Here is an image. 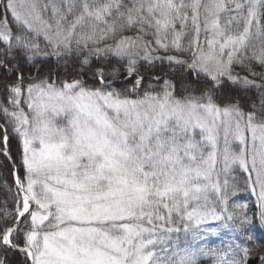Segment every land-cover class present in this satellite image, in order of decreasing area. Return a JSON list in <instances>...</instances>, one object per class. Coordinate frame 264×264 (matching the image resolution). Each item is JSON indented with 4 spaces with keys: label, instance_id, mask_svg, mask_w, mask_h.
I'll list each match as a JSON object with an SVG mask.
<instances>
[{
    "label": "snow or ice",
    "instance_id": "snow-or-ice-1",
    "mask_svg": "<svg viewBox=\"0 0 264 264\" xmlns=\"http://www.w3.org/2000/svg\"><path fill=\"white\" fill-rule=\"evenodd\" d=\"M0 93V264H264V0H0Z\"/></svg>",
    "mask_w": 264,
    "mask_h": 264
},
{
    "label": "trees",
    "instance_id": "trees-1",
    "mask_svg": "<svg viewBox=\"0 0 264 264\" xmlns=\"http://www.w3.org/2000/svg\"><path fill=\"white\" fill-rule=\"evenodd\" d=\"M167 42V41H165ZM184 42H187V37L185 38ZM158 48L162 53L161 57H164L166 55H171L173 54V51L170 49L168 52L162 51L161 48L157 45H153V48ZM151 54V53H150ZM153 55V54H152ZM153 57H156L153 55ZM44 62L39 65L41 71H40V76H46L49 72L53 74L55 77L57 74H59L60 77H72L74 76L77 71H79V66L74 64V63H63V62H57V59L55 57H50V58H41ZM248 63H253V66L255 67L256 71H260L261 69L259 68L258 65H255L254 62L250 61H245V64ZM141 65V72L145 73L146 75L150 77L154 76H160L161 83L163 80H171L174 83H176L179 86L180 81L184 78L185 73L188 71L187 69H184L183 71L173 65L172 67H169V62L165 60H160V59H155L152 61H140ZM97 67V64H92V68ZM112 68H120V64L116 62L115 59H113L112 64L109 66ZM25 75H29L28 69L25 68ZM123 71V69H121ZM234 74H239L241 77L248 75L246 72L245 68L242 67L241 65L237 64L234 66ZM88 78H91L92 73L88 72ZM36 72L33 70L31 72L30 78L35 77ZM249 79H253L251 75L248 77ZM258 82L259 77H255ZM147 82H152V81H147ZM118 83V81H117ZM232 82H229L231 84ZM118 86L123 87L122 84L118 83ZM130 87V85H129ZM230 94L232 95H240V96H247L250 97L252 96L253 93H244L242 91L241 86H236V87H231L227 90ZM2 93H0V97H2ZM11 152L14 157H16L17 150H18V141L15 137L12 138L11 140ZM2 160V158H0ZM236 175L239 177L238 179V186H239V191L236 193V196L233 198L235 203H247L249 208L253 210V213L255 212V201H256V196L251 192L250 189L246 188L245 182H244V176L246 175L243 173L242 170L236 173ZM5 178L3 175H0V179ZM10 179V178H9ZM3 201V196L0 195V207L3 206L2 204ZM8 206L9 210H12L13 206V201L11 198H9L8 201ZM219 224L218 221H209L207 224L203 225L202 228L205 229V231L202 232V239L199 240V244L204 246L205 248L209 247H217V246H222L223 243H231L232 241V235L231 233H226L222 231H217L216 233H213L211 231L212 228H216L217 225ZM253 224L255 227V232L256 235L261 239V241H264V227L260 225V222L258 219L253 220ZM181 237H183V233H180ZM9 259L11 261V264H17L18 261L23 260V256L18 254V253H9ZM201 264H211V258L210 257H204L201 260ZM251 264H257L255 260L251 262Z\"/></svg>",
    "mask_w": 264,
    "mask_h": 264
},
{
    "label": "rangeland",
    "instance_id": "rangeland-1",
    "mask_svg": "<svg viewBox=\"0 0 264 264\" xmlns=\"http://www.w3.org/2000/svg\"><path fill=\"white\" fill-rule=\"evenodd\" d=\"M154 48H155V47H154ZM155 49H156L155 51H152V52H151V55L153 54V55L156 56V57H161L163 52H161L158 48H155ZM161 50L164 51L162 48H161ZM141 55H143V53H141ZM153 55H152V56H153Z\"/></svg>",
    "mask_w": 264,
    "mask_h": 264
}]
</instances>
